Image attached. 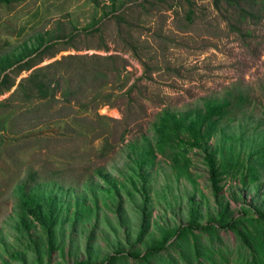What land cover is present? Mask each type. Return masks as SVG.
I'll list each match as a JSON object with an SVG mask.
<instances>
[{
    "label": "rangeland",
    "instance_id": "obj_1",
    "mask_svg": "<svg viewBox=\"0 0 264 264\" xmlns=\"http://www.w3.org/2000/svg\"><path fill=\"white\" fill-rule=\"evenodd\" d=\"M67 55L113 60L63 61L77 91L70 105L0 106V264H250L251 250L220 228L232 218L264 259V223L253 215L264 214V0L0 4V80L17 84ZM26 63L35 66L21 71ZM99 90L110 99L94 101ZM222 98L232 107L208 142L215 197L203 153L160 150L155 125L163 112ZM26 192L39 220L26 213ZM194 211L218 231L171 235ZM162 241L147 262L124 257Z\"/></svg>",
    "mask_w": 264,
    "mask_h": 264
},
{
    "label": "trees",
    "instance_id": "obj_2",
    "mask_svg": "<svg viewBox=\"0 0 264 264\" xmlns=\"http://www.w3.org/2000/svg\"><path fill=\"white\" fill-rule=\"evenodd\" d=\"M23 1L24 0H0V4L10 5ZM70 59H87L94 64L101 65L110 62L113 60V57L112 55H92L90 58L78 55L63 56L60 60H55L54 62L33 69L26 77L21 78L17 84H15V80L11 81L10 75L4 74L0 80V96L10 92L14 87L15 88L7 98L0 101V106L5 107L7 111L16 110L18 112H22L27 108L30 112H32L40 109L41 107L51 106L57 103L70 105L71 100L76 96L77 91H74L72 82L64 79V74L66 73L60 72V66L63 64V61ZM34 66L35 65L26 63L25 68L23 69L20 67V69H22L21 71H29ZM92 76L104 77L105 75L103 71H94L92 72ZM110 94L111 93H104L103 90H99V95H97V98H95L94 101L108 100L110 99ZM240 99L241 98H239L237 103L240 102ZM87 102L83 103L82 109L85 111L88 108ZM104 104L105 102L99 103V105ZM231 107V101L227 98H222L218 102H207L204 104L203 108L194 111H187L181 116L170 112H163L162 116L158 120L159 122L155 125V129L158 134V147L160 150L164 149L169 142L172 145L177 146L181 151H187L195 148L203 153L204 164L207 169L212 193L215 197L218 196L220 191V174L214 152L211 151L208 142L215 134L218 124L229 114ZM30 177L31 180H33V176L31 175ZM23 196L25 197L24 205L26 206V213L34 219L39 220L40 206L33 197L34 195L31 196L29 192H26ZM144 211L145 209H142L138 235H142L146 229V217ZM195 212L196 211L191 213V217L186 224L180 225L171 232V235L179 237L186 233L207 232L211 234L218 231L215 223H212V221L200 224L196 218ZM253 215L255 218L264 223L263 213L257 209H253ZM236 223L237 218H232L226 223H221L220 228L222 230L232 231L240 238L242 243L249 250H251L250 264H264V259L262 257L263 251L253 248L252 244L248 241L245 235L238 230ZM164 245L165 242L162 241L146 249L144 255L126 254L124 257H129L136 261L147 262V259L150 256L163 251ZM112 259L113 257H108L106 262L109 263Z\"/></svg>",
    "mask_w": 264,
    "mask_h": 264
},
{
    "label": "crops",
    "instance_id": "obj_3",
    "mask_svg": "<svg viewBox=\"0 0 264 264\" xmlns=\"http://www.w3.org/2000/svg\"><path fill=\"white\" fill-rule=\"evenodd\" d=\"M27 1H28V0H24L23 2L14 3V4H19V5L21 4V6H22V4H25ZM42 2H44V0H42ZM40 4H41V3H40ZM40 4H39V5H40ZM43 16H44V15H42V17H43Z\"/></svg>",
    "mask_w": 264,
    "mask_h": 264
}]
</instances>
